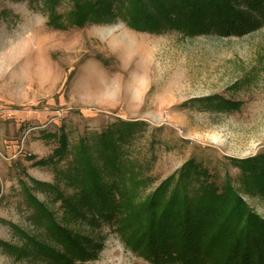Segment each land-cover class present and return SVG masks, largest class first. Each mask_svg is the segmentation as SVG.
<instances>
[{"label":"rangeland","instance_id":"rangeland-1","mask_svg":"<svg viewBox=\"0 0 264 264\" xmlns=\"http://www.w3.org/2000/svg\"><path fill=\"white\" fill-rule=\"evenodd\" d=\"M85 1L0 0V264H58L40 253L57 246L34 221L42 210L92 231L64 218L75 161L100 164L102 135L116 139L131 124L121 143L144 183L139 200L194 160L264 219V197L242 187L237 166L264 156V27L156 32L113 16L78 24ZM100 232L103 250L74 264H150L111 225Z\"/></svg>","mask_w":264,"mask_h":264},{"label":"trees","instance_id":"trees-1","mask_svg":"<svg viewBox=\"0 0 264 264\" xmlns=\"http://www.w3.org/2000/svg\"><path fill=\"white\" fill-rule=\"evenodd\" d=\"M82 6L78 24L113 16L135 29L156 32L174 27L189 34H243L264 27V0H86ZM129 126L116 139L114 131L102 135L95 157L100 164L87 154L75 161L70 184L77 192L65 201L64 218L68 226L85 223L92 231L82 235L68 230L42 210L34 221L47 224L57 246L46 245L40 253L58 264L94 258L104 248L107 239L100 230L107 224L150 264H264V219L232 181L217 184L196 161L186 162L138 199L144 183L121 143L135 128ZM237 166L242 187L264 197V156Z\"/></svg>","mask_w":264,"mask_h":264}]
</instances>
